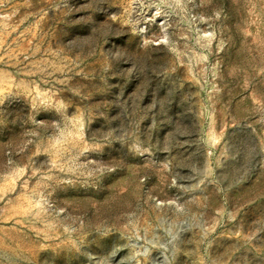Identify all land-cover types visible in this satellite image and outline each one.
<instances>
[{
	"label": "rangeland",
	"instance_id": "1",
	"mask_svg": "<svg viewBox=\"0 0 264 264\" xmlns=\"http://www.w3.org/2000/svg\"><path fill=\"white\" fill-rule=\"evenodd\" d=\"M0 264H264V0H0Z\"/></svg>",
	"mask_w": 264,
	"mask_h": 264
}]
</instances>
